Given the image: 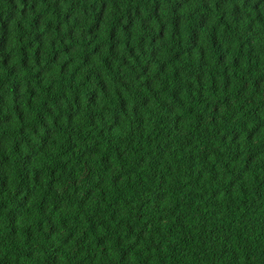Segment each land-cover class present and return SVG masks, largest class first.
I'll return each mask as SVG.
<instances>
[{"label":"trees","instance_id":"1","mask_svg":"<svg viewBox=\"0 0 264 264\" xmlns=\"http://www.w3.org/2000/svg\"><path fill=\"white\" fill-rule=\"evenodd\" d=\"M0 264H264V0H0Z\"/></svg>","mask_w":264,"mask_h":264}]
</instances>
